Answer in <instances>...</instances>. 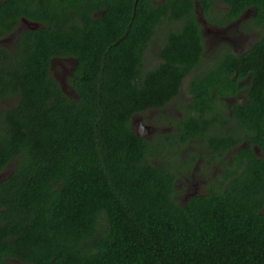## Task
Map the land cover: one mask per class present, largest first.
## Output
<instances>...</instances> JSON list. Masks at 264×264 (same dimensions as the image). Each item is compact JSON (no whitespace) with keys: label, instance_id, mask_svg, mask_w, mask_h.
<instances>
[{"label":"trees","instance_id":"obj_1","mask_svg":"<svg viewBox=\"0 0 264 264\" xmlns=\"http://www.w3.org/2000/svg\"><path fill=\"white\" fill-rule=\"evenodd\" d=\"M197 2L209 26L254 9L248 26L264 27V0H3L0 37L21 16L39 25L0 45V99L16 97L0 107V173L15 164L0 180V264H264V33L205 64ZM54 57L76 59L73 95ZM185 79L172 138L139 135L133 117L164 111ZM205 168V192L182 202L179 173Z\"/></svg>","mask_w":264,"mask_h":264},{"label":"rangeland","instance_id":"obj_2","mask_svg":"<svg viewBox=\"0 0 264 264\" xmlns=\"http://www.w3.org/2000/svg\"><path fill=\"white\" fill-rule=\"evenodd\" d=\"M162 1V0H161ZM226 5L221 2H216L215 7L212 9V15L217 17L218 15L222 14V12L226 9ZM255 14L254 9H250L246 11L241 17L238 22H234L228 24L226 26L220 25H210L203 24L204 28V37H205V53H204V62L205 64H210L213 57L220 52H223L224 49L230 48L232 51L236 53H243L244 51L248 50L254 41L260 36V34L264 33V27H259L255 24H251L252 27L248 26V23L253 18ZM171 27H174L173 23L166 22L160 25L155 32V36L150 42L146 52H145V67L151 68L155 66L159 61V48L164 42L165 33ZM6 43L8 47L12 46L11 38L8 37L6 39ZM73 66L72 59H56L53 64L52 73L55 77H57L64 89L69 94L73 95L74 93L70 89L66 77L68 75V71L70 72ZM187 83L188 79L184 81V90L181 91L180 95L172 100L165 108L164 111L161 109L155 108L153 110L144 111L141 115L140 113L135 115V122L132 124L133 129L136 131L139 129V124L137 123V119L141 118L145 121H149L152 124L161 128L164 132H171L173 130V126L175 121L181 116V112L183 106L190 102L191 96L190 93L187 91ZM16 97L14 96H7L0 99V107L2 108H10L14 106L16 103ZM234 100L229 98L226 100V104H232ZM164 126V127H161ZM159 136L164 138V135H153L151 138L157 141ZM167 137H171L172 135H166ZM177 141V140H175ZM162 147V146H161ZM172 148L169 146V149ZM174 148V147H173ZM179 154L180 159L183 160L189 157L194 152H197L201 148V143L197 142H190L189 144L179 146ZM169 149L165 152L168 153ZM166 150V147L161 149V151L154 152L153 160L156 163H161L163 152ZM172 152V150H171ZM203 162L200 161V164ZM15 164L12 162L8 165L1 173H0V180L7 177L12 170L14 169ZM207 168L213 170L214 172H218L220 170L217 163L215 164H207ZM189 171V170H188ZM204 172H200L201 174H208L206 173V168L203 169ZM199 175L197 172H185L179 173V177L177 180V188L179 191L178 197L181 199L182 202H185L187 194H193L196 190L195 182L198 181Z\"/></svg>","mask_w":264,"mask_h":264},{"label":"flooded vegetation","instance_id":"obj_3","mask_svg":"<svg viewBox=\"0 0 264 264\" xmlns=\"http://www.w3.org/2000/svg\"><path fill=\"white\" fill-rule=\"evenodd\" d=\"M2 2H3V0H0V5L2 4ZM33 24H35V22H32L29 19H27L26 17L21 16L20 17V20L18 21V23L15 26V29L13 31H11L7 35H2L0 37V45L2 47H8V44L6 43V39L8 37H10L11 38V42L13 44L10 47H13L14 45H16V43H17V41L19 39L20 32H23V31L28 30V29H34V28H36L35 26H33ZM56 59H72L73 60L72 69H71L70 72L68 71V75H70L72 73V70H73L74 66H75L76 59L73 58V57H54L51 60V67H50L51 74H53L52 73V69H53L54 61ZM153 109H155V108H150V109H147L146 111L153 110ZM143 113L144 112H142L140 114L142 115ZM182 116H183V112H181V116L180 117H182ZM136 121L139 124V129L136 130V132H141L142 135L145 136V137H147V138H151L153 135H174L173 132L176 130V127L173 126V130H171V134H170V132L169 133H168V131L167 132H164L158 126L152 124L149 121H145L144 119L138 118ZM134 122H135V116L132 119V124H134ZM161 127H164V126H161ZM176 135H178V134H176ZM198 165L200 166V159H199ZM200 171H201V169L197 172L198 175H199V179H198V181L195 182L196 190L193 192V194H202L206 190L205 189V184L207 183V177L205 176L206 174L205 175L204 174H201Z\"/></svg>","mask_w":264,"mask_h":264},{"label":"water","instance_id":"obj_4","mask_svg":"<svg viewBox=\"0 0 264 264\" xmlns=\"http://www.w3.org/2000/svg\"><path fill=\"white\" fill-rule=\"evenodd\" d=\"M196 6H197L196 10H197V13H198V17H199L200 22L203 23V24H208V21L205 19L204 15H203V13L201 11V9L199 8V3L198 2L196 3ZM33 26L38 27V23L33 24ZM63 89H64V86H63ZM137 133L139 135L143 136L141 132H137Z\"/></svg>","mask_w":264,"mask_h":264}]
</instances>
